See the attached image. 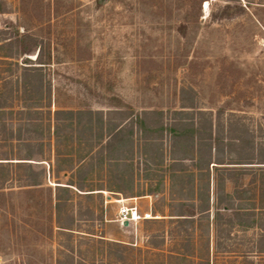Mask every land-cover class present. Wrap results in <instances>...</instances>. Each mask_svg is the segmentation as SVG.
Here are the masks:
<instances>
[{"label": "rangeland", "instance_id": "rangeland-1", "mask_svg": "<svg viewBox=\"0 0 264 264\" xmlns=\"http://www.w3.org/2000/svg\"><path fill=\"white\" fill-rule=\"evenodd\" d=\"M4 26L18 29L19 38L30 34L37 45L11 58L0 50V77L32 60L43 45L49 95L30 117L20 97L0 112V264H56L66 255L75 264H264L263 166L215 172L211 165L208 183L189 161L172 173V139L158 131L161 121L169 124L172 112L192 102L214 122L221 110L225 125L238 123L259 138L264 0H0V30ZM56 110L158 116L146 131L134 130L116 163L108 161L115 153L103 151L106 138L100 141V133L87 127L80 140L64 141L57 157ZM19 126L32 130L42 146L28 149L9 139L7 132ZM184 147L178 144V153L191 155ZM29 176L35 185L24 186ZM80 185L83 191L75 188ZM218 194L231 203L219 211L221 218ZM121 205L154 219L121 225ZM190 211L185 221L177 216ZM58 216L62 225L74 219L71 234L59 230Z\"/></svg>", "mask_w": 264, "mask_h": 264}, {"label": "trees", "instance_id": "trees-1", "mask_svg": "<svg viewBox=\"0 0 264 264\" xmlns=\"http://www.w3.org/2000/svg\"><path fill=\"white\" fill-rule=\"evenodd\" d=\"M228 6L224 7V13L227 11ZM11 26H4L6 29L0 30V50H7L8 56L5 58H11L12 55H27L31 48L37 45L36 38L30 34H23L19 38L18 29L15 28L14 32H8ZM35 59L25 60L19 66L15 63V71L8 76L0 77V112L6 108L11 107L14 97L21 98L25 103L24 109L29 116L30 112L34 113L40 111L38 106L44 98L48 97V91L44 95V72L43 69L49 64L48 53L45 51V46L40 45L38 47ZM32 103V104H31ZM180 111L172 112V117L169 124H158V131L161 132L165 129L168 135L171 136V146L174 148L173 158L169 165V170L172 173H177L185 170V162L189 161L191 166L194 167L201 176L205 177L206 182L209 181V169L218 172L219 169L225 168L229 172L228 166L231 165H260L259 167L264 172V130L261 128V135L257 140L254 136L250 135V132L246 131V128L240 127L238 123L227 122L226 125L221 121L222 111H217L215 122L212 120L211 114H206L200 110V108L194 106L192 102L188 105L182 104ZM184 109H190L185 111ZM23 110H20L22 112ZM194 112L197 113L198 119L194 123ZM50 113V112H48ZM50 115V114H49ZM156 112L143 111L140 114H136L130 110L117 111L108 110L103 111H90V110H56L53 112V139L55 143V151L57 157L61 156V145L64 141L68 140H80V132L84 128L92 130L95 128L100 134L98 139L103 141L105 137V143L103 151L105 154L110 152L115 153L113 158L108 157V161H114L116 163L122 161L123 151L126 150L132 140L134 130L146 131L150 125L149 121H155ZM30 117V116H29ZM162 120V119H161ZM165 126V127H164ZM2 128V125H0ZM126 130V134H124ZM9 139L22 140L28 149L34 146L35 143H39L35 133L29 128H21L20 126L14 130L7 132ZM73 141V140H72ZM183 143L184 148L187 151H191V155L183 152L178 153V144ZM39 145V144H38ZM41 145V142H40ZM39 145V146H40ZM42 146V145H41ZM193 153V154H192ZM235 157V160H231V156ZM106 157L103 155L102 159ZM229 157V158H227ZM107 158V157H106ZM2 160V159H0ZM8 160V159H5ZM69 167H72V159L67 161ZM1 164V163H0ZM24 164V163H17ZM206 173V174H204ZM81 171L77 172V177L81 179ZM228 179L233 184L238 182L236 176L228 173ZM217 176V174H216ZM216 184L218 185L217 179ZM26 185H35L32 176L26 180ZM73 186L72 184H68ZM75 187V186H74ZM78 191H83L84 186H76ZM65 187L57 186L58 191H66ZM102 190V189H99ZM92 191V190H88ZM222 195H217L215 200L216 217H220V210H230L231 203L222 198ZM56 201L59 198L56 197ZM208 209L200 210L199 213H205ZM190 215H184L183 213L177 215L182 217L181 220H186L188 216H193L192 211ZM236 217L239 215L234 214ZM74 219L69 218L67 225L60 223L59 216L56 217L57 227L62 233H69L74 231ZM68 231V232H67ZM115 245L116 243L113 242ZM72 247L68 246L66 250L68 253L72 252ZM62 250H59L61 252ZM122 258V256H120ZM56 264H75L71 255H66L65 261L58 260ZM77 264V263H76Z\"/></svg>", "mask_w": 264, "mask_h": 264}, {"label": "built area", "instance_id": "built-area-1", "mask_svg": "<svg viewBox=\"0 0 264 264\" xmlns=\"http://www.w3.org/2000/svg\"><path fill=\"white\" fill-rule=\"evenodd\" d=\"M117 202L121 203V201ZM151 219H154L151 213H141L136 206L121 205L117 210V220L121 225L125 223H127L128 225L135 224L139 221H146Z\"/></svg>", "mask_w": 264, "mask_h": 264}, {"label": "water", "instance_id": "water-1", "mask_svg": "<svg viewBox=\"0 0 264 264\" xmlns=\"http://www.w3.org/2000/svg\"><path fill=\"white\" fill-rule=\"evenodd\" d=\"M36 56V55H35ZM35 56H32V57H30L32 60H34L35 59ZM125 226H127L128 224L127 223H125L124 224Z\"/></svg>", "mask_w": 264, "mask_h": 264}]
</instances>
